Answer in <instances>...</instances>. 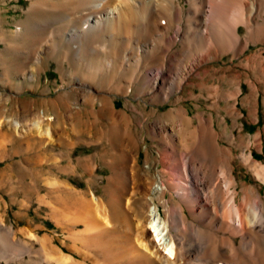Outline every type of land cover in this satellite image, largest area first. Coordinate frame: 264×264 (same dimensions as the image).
<instances>
[{"label": "rangeland", "instance_id": "374dc122", "mask_svg": "<svg viewBox=\"0 0 264 264\" xmlns=\"http://www.w3.org/2000/svg\"><path fill=\"white\" fill-rule=\"evenodd\" d=\"M84 1L0 0V264H45L39 244L25 233L53 234L56 242L62 237L48 196L57 177L105 199L109 178L127 182V208L137 211L154 200L164 214L161 189L151 187L172 175L162 156L169 155L168 133L176 130L172 119L182 120L171 112L177 108L184 111L185 133L171 156H233L238 182L264 191V182L238 157L264 161L263 10L242 14L241 0H232L230 13L220 9L227 15L209 14L220 28L211 31L212 25L203 29L207 13L193 8L195 2L207 7V0H170L165 13L152 15L130 13L132 0H107L124 8L113 26L85 29L73 40L71 29L90 12L81 11ZM155 66L176 83L184 75L181 88L162 96L148 82ZM189 119L212 132L211 139L193 135ZM122 156L130 162L136 156L141 171L113 176L112 162H123ZM61 157L64 163L89 160L92 167L62 174L55 167Z\"/></svg>", "mask_w": 264, "mask_h": 264}, {"label": "bare ground", "instance_id": "6f19581e", "mask_svg": "<svg viewBox=\"0 0 264 264\" xmlns=\"http://www.w3.org/2000/svg\"><path fill=\"white\" fill-rule=\"evenodd\" d=\"M105 1L107 2V0L84 1L83 8L80 6L81 11L87 9L90 12L86 11L83 19L80 18V21L82 20L80 27L71 29L69 33L71 39L74 36L77 38L85 29L98 30L107 25L113 26L117 21L115 15L123 7L118 2L105 4ZM207 1V7H204L203 3L195 2L193 8L197 12L207 13H203L202 17L204 30L212 25L214 28L211 31H217L218 26L215 28V22L219 23V20L215 21L212 16L215 12L218 14L227 8L229 10L232 0L227 3L225 0ZM169 2L170 0H132L133 4H130L133 6H130L131 9L128 8V11H131L130 13L141 11L147 13L148 11L151 15L165 13L171 7ZM239 3H236L237 6L233 4L232 7L237 9ZM241 3L242 14L244 11H248L249 14L261 10L264 12V0H241ZM221 8L223 11L220 10ZM230 11L235 12V10ZM126 12L125 14H128ZM223 14L226 13L221 15ZM239 18L236 20L237 23L245 22ZM128 21L132 22L129 19ZM222 22L221 25L224 26L225 22H223L224 25ZM126 27L127 23H124L125 30ZM161 66H155L151 75L149 74L148 82L158 87L161 95L166 98L171 91L181 88L184 75H181L179 77L181 79H178L176 83L175 76L170 75ZM237 91L239 92V88ZM181 108L171 110L173 116L180 114L182 120H177L175 123V117L172 119L176 130L171 134L168 133L170 143L166 151L169 155L162 156L163 163L171 169L172 175L163 185L162 180V182L153 183L151 187L161 189V202L166 203L164 214L154 200L148 206L145 201L143 204L140 203L141 206L137 211L127 208L125 206L126 193L129 190L127 182L115 183L109 178L105 189L107 199H105L103 195H97L94 189L88 193L72 187L57 177L50 181L52 187L48 190L51 192L48 196L51 195L49 201H52V204L45 195L41 197V200L50 203L57 233H63L62 237L60 236L59 241L56 242L57 239H54L53 234L40 235L31 229L25 231V235L27 234L39 244V254L41 253L45 264H264V191H260L257 186L247 181L238 182L234 173L233 156H171L175 154L185 133L181 125L184 117V111L180 110ZM187 124L193 125V119H189ZM161 126V130L166 131L167 128ZM199 126L194 124L193 127H189L192 128L193 135H197L200 141L205 137L211 139L212 132H205V134ZM122 157L123 162L117 164L112 162L115 163L114 165L111 163L113 176H127L130 170L141 171L136 156L132 157V162H130L131 156ZM179 157L183 160H179ZM238 157L241 160L240 164L247 166L255 178L264 182L263 160L250 154ZM88 162L82 163V160L71 159L64 163L61 157L55 160V167L59 173L63 174L72 172V169L80 166L92 167L91 162L89 164ZM89 181L91 183L92 180ZM167 189H170L171 197L166 195ZM142 199L145 198L142 197ZM9 241H12L11 236ZM24 250L21 252L27 250L29 252V249ZM17 257L18 255L17 260L22 258Z\"/></svg>", "mask_w": 264, "mask_h": 264}]
</instances>
